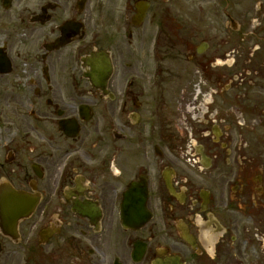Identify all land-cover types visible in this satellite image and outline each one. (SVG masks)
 I'll return each instance as SVG.
<instances>
[{"label":"flooded vegetation","instance_id":"1","mask_svg":"<svg viewBox=\"0 0 264 264\" xmlns=\"http://www.w3.org/2000/svg\"><path fill=\"white\" fill-rule=\"evenodd\" d=\"M167 92L182 152L155 182ZM3 187L27 199L0 200V264H264V0H0Z\"/></svg>","mask_w":264,"mask_h":264},{"label":"rangeland","instance_id":"2","mask_svg":"<svg viewBox=\"0 0 264 264\" xmlns=\"http://www.w3.org/2000/svg\"><path fill=\"white\" fill-rule=\"evenodd\" d=\"M240 36L242 37L243 34L240 33ZM249 40H251V38H249L247 41L244 42V44L246 45H251L249 43ZM174 84V82L170 81V80H166L163 81V84L159 85V89L160 88H167V86L169 84ZM171 87V86H170ZM155 90H157V85L155 84ZM156 92V91H155ZM158 97L155 96V127H152L151 125H149V127H143V134L145 135H152L153 132L155 131V146L158 145L161 149V151L163 152L162 155H164L163 157L165 159H169V152L172 150V141H173V145L175 143L174 149L176 152H182V145L176 143L174 141L173 138H175V136H173L176 134L177 132V126L182 127L183 124L180 120L176 119V117L173 115V105L171 107V96L170 93L167 92V94H165V96H162V94L158 93ZM157 98L160 101H157ZM145 114L147 115V112H145ZM150 117H153L152 114L150 115ZM147 120V116L145 118ZM140 128H138L139 130ZM131 131V130H129ZM130 146V143H129ZM154 144L153 145H146L144 147V150L147 151H152L154 152ZM160 155L155 153V182L160 181L161 178V171L163 168V163L160 161L161 158ZM144 159V154L142 153V151L138 154H136L134 156V160L138 161V160H143ZM169 160H164V162L166 163Z\"/></svg>","mask_w":264,"mask_h":264},{"label":"water","instance_id":"3","mask_svg":"<svg viewBox=\"0 0 264 264\" xmlns=\"http://www.w3.org/2000/svg\"><path fill=\"white\" fill-rule=\"evenodd\" d=\"M96 60L92 63V66H94L95 70L99 72L101 70V67H103V63H100L99 60ZM140 187L141 184L139 182H133L130 186L129 191L127 192V217L124 218V224L127 226H141L149 218V216L146 215L147 213L145 207L143 205H137L136 203H134V201H132L134 200V197L138 196V194L140 193ZM11 193L13 192H9L8 190H1V203L4 204L3 212L1 213V215L8 216L13 214V211H18L22 208V206L19 205V202L21 199L25 200V198L19 196L18 194L13 195ZM24 207H26V205ZM138 212H140L141 214ZM134 213H136L135 217H133ZM154 264H183V262H181L178 256H168L165 260H156Z\"/></svg>","mask_w":264,"mask_h":264}]
</instances>
